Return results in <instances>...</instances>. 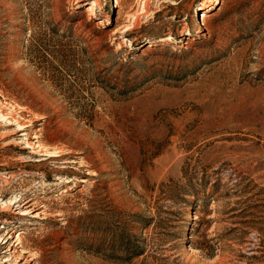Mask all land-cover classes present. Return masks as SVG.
I'll list each match as a JSON object with an SVG mask.
<instances>
[{"label": "rangeland", "instance_id": "1", "mask_svg": "<svg viewBox=\"0 0 264 264\" xmlns=\"http://www.w3.org/2000/svg\"><path fill=\"white\" fill-rule=\"evenodd\" d=\"M91 1L0 0V264H264V0Z\"/></svg>", "mask_w": 264, "mask_h": 264}, {"label": "bare ground", "instance_id": "2", "mask_svg": "<svg viewBox=\"0 0 264 264\" xmlns=\"http://www.w3.org/2000/svg\"><path fill=\"white\" fill-rule=\"evenodd\" d=\"M90 3V7L92 8V7H94L95 5H96V1L95 0H92L91 2H89ZM218 5V4H217ZM20 127H19V131H20V133H19V135L20 136H24L25 135V131H24V128H25V126H21V125H19ZM24 131V132H23ZM25 148H27V149H32V146H25ZM66 163H75V160H73V161H67ZM84 178H82L80 181H84L83 180ZM65 182H67V183H70L71 181H69V180H66ZM31 204H28V206H30ZM24 214H25V212H24ZM33 217H36L35 216V214H33L32 215ZM9 249V248H8ZM6 251V250H5Z\"/></svg>", "mask_w": 264, "mask_h": 264}]
</instances>
